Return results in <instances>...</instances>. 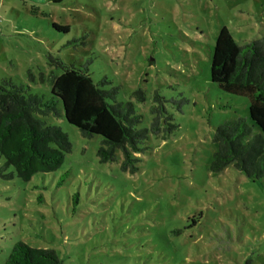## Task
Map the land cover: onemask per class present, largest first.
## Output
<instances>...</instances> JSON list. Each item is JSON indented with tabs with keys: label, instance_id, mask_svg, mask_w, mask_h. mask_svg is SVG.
Segmentation results:
<instances>
[{
	"label": "rangeland",
	"instance_id": "1",
	"mask_svg": "<svg viewBox=\"0 0 264 264\" xmlns=\"http://www.w3.org/2000/svg\"><path fill=\"white\" fill-rule=\"evenodd\" d=\"M0 18V84L48 99L62 73L50 57L90 62L93 80L118 88L141 127L155 94L170 118L123 171L122 150L101 163L100 136L41 117L72 151L29 182L0 158V264L20 241L64 264H264V180L210 170L215 129L238 118L252 126L248 100L210 80L215 40L224 26L240 45L264 37V0H0Z\"/></svg>",
	"mask_w": 264,
	"mask_h": 264
},
{
	"label": "trees",
	"instance_id": "2",
	"mask_svg": "<svg viewBox=\"0 0 264 264\" xmlns=\"http://www.w3.org/2000/svg\"><path fill=\"white\" fill-rule=\"evenodd\" d=\"M1 21V18H0ZM62 33L69 26L53 24ZM51 64L61 69L55 76L49 98L26 93L11 81L0 84V158L4 169L24 182L37 174L58 171L72 151L68 135L41 117H62L85 138L100 136L97 156L101 163L116 162V150L123 151L121 169H136L134 153H141L150 134L157 135L168 125L164 100L155 94L157 104L150 127H141L142 118L132 102H119V90L105 87L108 82H95L87 64L66 66L50 57ZM210 80L228 94L244 97L249 102L250 126L243 118L229 120L215 129L214 154L210 170L221 172L228 166L251 180H264V37L240 45L227 27H222L215 40L211 58ZM140 96V94H139ZM138 96V97H139ZM252 127L258 133L252 135ZM175 128L174 125L170 126ZM171 129L168 131L171 132ZM4 264H64L56 250L36 248L17 242Z\"/></svg>",
	"mask_w": 264,
	"mask_h": 264
}]
</instances>
